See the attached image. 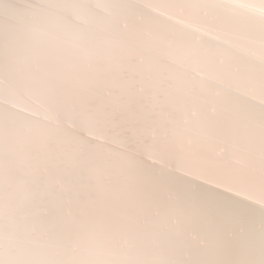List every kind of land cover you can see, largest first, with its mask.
Returning <instances> with one entry per match:
<instances>
[{
    "label": "snow or ice",
    "instance_id": "snow-or-ice-1",
    "mask_svg": "<svg viewBox=\"0 0 264 264\" xmlns=\"http://www.w3.org/2000/svg\"><path fill=\"white\" fill-rule=\"evenodd\" d=\"M0 264H264V0H0Z\"/></svg>",
    "mask_w": 264,
    "mask_h": 264
},
{
    "label": "bare ground",
    "instance_id": "bare-ground-1",
    "mask_svg": "<svg viewBox=\"0 0 264 264\" xmlns=\"http://www.w3.org/2000/svg\"><path fill=\"white\" fill-rule=\"evenodd\" d=\"M203 2H207V3H214L215 0H203Z\"/></svg>",
    "mask_w": 264,
    "mask_h": 264
}]
</instances>
